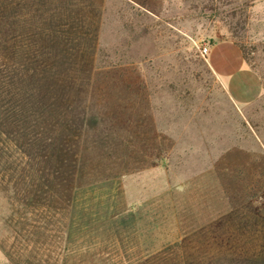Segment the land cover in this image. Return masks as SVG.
<instances>
[{
    "label": "rangeland",
    "instance_id": "1",
    "mask_svg": "<svg viewBox=\"0 0 264 264\" xmlns=\"http://www.w3.org/2000/svg\"><path fill=\"white\" fill-rule=\"evenodd\" d=\"M253 0H0V264H264V94L199 48Z\"/></svg>",
    "mask_w": 264,
    "mask_h": 264
},
{
    "label": "crops",
    "instance_id": "2",
    "mask_svg": "<svg viewBox=\"0 0 264 264\" xmlns=\"http://www.w3.org/2000/svg\"><path fill=\"white\" fill-rule=\"evenodd\" d=\"M261 6H264V0L252 1V10ZM262 11L264 9L261 7L260 12ZM206 57L215 78L235 105L247 107L264 94L260 76L248 65L239 46L233 41L213 43Z\"/></svg>",
    "mask_w": 264,
    "mask_h": 264
},
{
    "label": "built area",
    "instance_id": "3",
    "mask_svg": "<svg viewBox=\"0 0 264 264\" xmlns=\"http://www.w3.org/2000/svg\"><path fill=\"white\" fill-rule=\"evenodd\" d=\"M199 53L202 57H205L207 52H208V47L207 46H202L201 48L198 49Z\"/></svg>",
    "mask_w": 264,
    "mask_h": 264
},
{
    "label": "trees",
    "instance_id": "4",
    "mask_svg": "<svg viewBox=\"0 0 264 264\" xmlns=\"http://www.w3.org/2000/svg\"><path fill=\"white\" fill-rule=\"evenodd\" d=\"M213 44V43H212ZM239 49H240V51L242 52V55H243V57H244V53H243V50H242V48L239 46ZM245 59V58H244Z\"/></svg>",
    "mask_w": 264,
    "mask_h": 264
}]
</instances>
